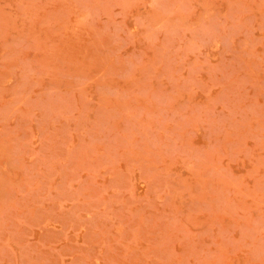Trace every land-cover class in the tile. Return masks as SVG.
<instances>
[{"label":"rangeland","instance_id":"1","mask_svg":"<svg viewBox=\"0 0 264 264\" xmlns=\"http://www.w3.org/2000/svg\"><path fill=\"white\" fill-rule=\"evenodd\" d=\"M0 264H264V0H0Z\"/></svg>","mask_w":264,"mask_h":264}]
</instances>
